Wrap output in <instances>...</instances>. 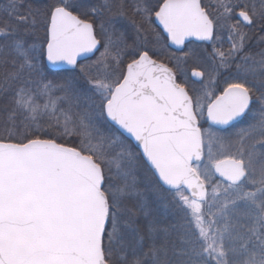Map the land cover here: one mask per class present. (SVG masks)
Wrapping results in <instances>:
<instances>
[{"label":"snow or ice","instance_id":"6c2138e0","mask_svg":"<svg viewBox=\"0 0 264 264\" xmlns=\"http://www.w3.org/2000/svg\"><path fill=\"white\" fill-rule=\"evenodd\" d=\"M4 3L0 264H264V0Z\"/></svg>","mask_w":264,"mask_h":264},{"label":"trees","instance_id":"16d2710c","mask_svg":"<svg viewBox=\"0 0 264 264\" xmlns=\"http://www.w3.org/2000/svg\"><path fill=\"white\" fill-rule=\"evenodd\" d=\"M203 2H207V0H203ZM28 3L32 4V6H34V7H43L45 0H28ZM4 7H5L4 0H0V10H2ZM192 45H194V44H192ZM223 47L227 48L228 44L226 42H224ZM88 61L92 62L93 60H88ZM164 61L171 64L169 62L167 56L164 57ZM81 64H88V62L86 61V62L81 63ZM64 71H71V70H64ZM247 119L248 118H246V121H247ZM240 125H242V123L237 125V126H240ZM204 126L208 127L209 125L205 124ZM236 129H237V127L234 125V126L228 128L227 131L222 133V134L223 135L233 134V133L237 132ZM213 130L216 131V129H213ZM145 203L148 205L147 211L150 213V216L148 218L149 221L159 222L161 225L172 223V217H171L170 213L166 210L165 206L161 205V203L159 202V200L156 198L155 195H153L152 193H146L145 194ZM143 223H144V221L142 220V225H143Z\"/></svg>","mask_w":264,"mask_h":264},{"label":"rangeland","instance_id":"374dc122","mask_svg":"<svg viewBox=\"0 0 264 264\" xmlns=\"http://www.w3.org/2000/svg\"><path fill=\"white\" fill-rule=\"evenodd\" d=\"M187 49H188V50L183 51V52H178V51H177V52H174V51H172L171 49L166 48V51H167L168 53H170V54L172 55V57H181V58H183V57H184V54L187 53V52L195 53L196 56H201V55H203L204 52H205V49H204L202 46H199V45H196V44L190 46V48H187ZM92 60L94 61L95 59H92ZM85 62H86V61H85ZM87 62H88V63H91L90 61H87ZM82 63H84V62H82ZM181 63L184 64L185 67H186L188 70H191L192 68H194V67L197 66V65L193 62V58H192V57H189V59H188L186 62L182 59V60H181ZM171 66H174V65L171 63ZM190 80H191V79H190ZM250 120H252V114H251V113L249 114V117H248L247 121L244 120V122H245V124H246V127L248 126L247 123H249ZM243 125H244V124L240 125V127H239L237 130L239 131V130H241V129H244L245 126H244V127H241V126H243ZM213 131H214V130H213Z\"/></svg>","mask_w":264,"mask_h":264},{"label":"flooded vegetation","instance_id":"af4514ba","mask_svg":"<svg viewBox=\"0 0 264 264\" xmlns=\"http://www.w3.org/2000/svg\"><path fill=\"white\" fill-rule=\"evenodd\" d=\"M202 2H203V0H202ZM225 42L227 43V40H225ZM164 43L167 45V47L166 48H169V49H171L172 51H174V52H177L176 50H174L173 48H171L170 46H169V43H168V41L167 40H165L164 41ZM252 45H253V47H256L257 46V42H256V39L254 38L253 39V41H252ZM192 44H196V45H199V46H202L204 49H208V50H210V47H209V45L206 43V42H202V41H189V42H187L186 43V45H185V48L181 51V52H183V51H186L187 50V48H190V46H192ZM228 44V43H227ZM178 52H180V51H178ZM98 55V53H96V55L94 56L95 58H96V56ZM84 62V61H83ZM191 80L192 79H194V78H191V77H189ZM249 117V115L248 116H246V117H243V119H241L238 123L236 122V123H234L232 126H236L237 127V129L240 127V126H237V125H239V124H244L243 126H241V127H244L245 126V128H246V124H245V122H244V120H246V118H248ZM252 120H250V122H251ZM249 122V123H250ZM249 123H247V125L249 124ZM232 126H230V127H232ZM230 127H228V128H230ZM227 128V129H228ZM236 129V130H237ZM238 131V130H237Z\"/></svg>","mask_w":264,"mask_h":264},{"label":"water","instance_id":"95a60500","mask_svg":"<svg viewBox=\"0 0 264 264\" xmlns=\"http://www.w3.org/2000/svg\"><path fill=\"white\" fill-rule=\"evenodd\" d=\"M199 41V40H197L195 37H190V38H188L186 41H185V45H186V43L187 42H189V41ZM169 45L171 46V47H173L174 49H176V50H182V49H184V47H185V45H183V46H178V45H175V44H172L171 43V41H169ZM91 56H93V55H91V54H89L87 57H82L79 61H81V60H84V59H86V58H89V57H91ZM78 61V62H79ZM49 67H51V66H49ZM171 67V66H170ZM62 68L63 69H72V66L71 65H67V64H65V65H63L62 66ZM195 79V78H194ZM242 119V118H241ZM240 119V120H241ZM240 120H238V121H240ZM238 121H236V122H238ZM236 122H234V123H236ZM233 123V124H234ZM209 124H210V122H209ZM215 127V126H214ZM127 135V134H126ZM130 139H131V137H129ZM133 141V143L135 144L136 142L134 141V140H132Z\"/></svg>","mask_w":264,"mask_h":264}]
</instances>
